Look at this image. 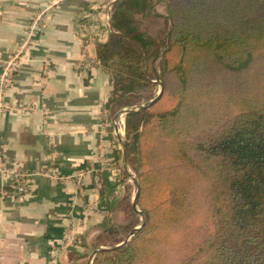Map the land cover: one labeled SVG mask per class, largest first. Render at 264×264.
<instances>
[{
  "label": "trees",
  "instance_id": "trees-1",
  "mask_svg": "<svg viewBox=\"0 0 264 264\" xmlns=\"http://www.w3.org/2000/svg\"><path fill=\"white\" fill-rule=\"evenodd\" d=\"M160 4L118 0L96 46L143 220L128 207L92 264H264V0Z\"/></svg>",
  "mask_w": 264,
  "mask_h": 264
},
{
  "label": "crops",
  "instance_id": "crops-1",
  "mask_svg": "<svg viewBox=\"0 0 264 264\" xmlns=\"http://www.w3.org/2000/svg\"><path fill=\"white\" fill-rule=\"evenodd\" d=\"M56 1L0 0V77L16 59L0 102V150L4 166L22 169L31 183L18 200L3 195L8 178L0 175V264H92L108 246H98L108 227L128 223V207L142 220L124 153L125 119L106 116L112 80L85 64V55L97 60L99 42L86 51L80 30L89 11L118 0ZM48 7L31 36L35 16ZM104 19L101 42L111 31Z\"/></svg>",
  "mask_w": 264,
  "mask_h": 264
},
{
  "label": "built area",
  "instance_id": "built-area-1",
  "mask_svg": "<svg viewBox=\"0 0 264 264\" xmlns=\"http://www.w3.org/2000/svg\"><path fill=\"white\" fill-rule=\"evenodd\" d=\"M63 0H57L56 4L59 2H62ZM52 7L44 8L39 12L33 21L32 27H31V36H34L38 31L39 28L42 25V21L44 19V16L51 10ZM101 8L97 10L96 12L89 11L85 17L82 23L80 24V30H81V36L85 39L84 43V49L87 51L88 44L90 42H101L104 39L105 30L102 27V17L98 16L99 13H101ZM107 16V20L111 17V7L106 8L104 10ZM104 30V31H103ZM31 38V37H30ZM29 38V40H31ZM29 43V41H28ZM27 47V45H25ZM21 53V52H20ZM87 53V52H86ZM15 58L11 60L5 67L1 77H0V102L2 101V96L4 92L6 91L11 76L14 72L15 67ZM85 64L87 66L89 65H98L100 66V63L98 60L95 59H89L85 55ZM127 109L123 110L120 113V118L123 119V116H125ZM118 124V123H117ZM122 124V123H121ZM1 145V141H0ZM0 175H4L8 178V187L6 190L3 191L4 196H13L17 198L18 200L24 199L27 195L30 194L31 191V183L28 180V175L20 168L18 167H12L7 168L3 164V157L0 150Z\"/></svg>",
  "mask_w": 264,
  "mask_h": 264
},
{
  "label": "rangeland",
  "instance_id": "rangeland-1",
  "mask_svg": "<svg viewBox=\"0 0 264 264\" xmlns=\"http://www.w3.org/2000/svg\"><path fill=\"white\" fill-rule=\"evenodd\" d=\"M160 1L161 0H155V3H158V5H156V7H155V9H154V11H155V13L156 14H158V15H160V16H165V15H167V8L165 7V5L164 4H160ZM110 8V7H112V5H110V4H105L102 8H101V10H102V12L101 13H99L98 14V16H102V18H105L104 19V21L106 22L107 21V16H106V13L104 12V10L106 9V8ZM140 21H142V19L140 18L139 19ZM109 21V23H110V19L108 20ZM156 22H158V25H157V27H154V30H153V32H156V31H158L159 30V28L162 26V20H157ZM143 23H146V21H143ZM157 24V23H156ZM110 28H111V24H110ZM105 31L108 29V26L107 27H105V28H103ZM103 30V31H104ZM112 30V29H111ZM108 33V32H107ZM107 36H108V34H107ZM158 61H153L152 62V67L153 68H155L156 69V73H155V77H154V75L152 76V75H150L154 80V82H156V83H159V80H155V78L158 76V73H159V69H158ZM161 89V88H160ZM159 92H160V90H158V92H157V95L159 94ZM120 114V113H119ZM117 117V116H116ZM116 117H114V118H116ZM119 117V116H118ZM118 120H119V118H118ZM117 120V122L119 123L120 122V120L118 121ZM120 128V127H119ZM126 162H127V167H128V170H129V172H130V184H133L132 186H133V190L135 191V190H137V187H136V182H137V176H136V173L134 172V170L130 167V164L128 163V161H127V158H126ZM124 179H126V177H123ZM119 180H122V178L121 179H119ZM133 182V183H132ZM123 189H125V191H126V187H125V185L123 184ZM137 210H139V208L137 209ZM140 218L143 220V218H142V216L140 215ZM139 226H141V225H139ZM139 226H137V227H139ZM126 240H129V238H127Z\"/></svg>",
  "mask_w": 264,
  "mask_h": 264
},
{
  "label": "water",
  "instance_id": "water-1",
  "mask_svg": "<svg viewBox=\"0 0 264 264\" xmlns=\"http://www.w3.org/2000/svg\"><path fill=\"white\" fill-rule=\"evenodd\" d=\"M160 87H161V89H160V92H159L157 98H155L153 101H151L148 105H146V106H142V107H141L142 109H146V108L151 107L154 103H156V102L161 98L162 93H163V86L160 85ZM127 111H128V110H126L125 112H127ZM124 153H125V150H124ZM136 187H137V194H136V198H135V201H134V206H135V208L138 207V206H137V203H138V198H139V194H140V189H139V186H138V183H137V182H136ZM137 211H138V213H141L140 210H137ZM144 226H145V222H143V223L141 224V226H139L134 232H132V234H131L130 237H132L136 232H138L139 230H141ZM130 237H129V239H130ZM126 241H128V240H126ZM121 245H123V244H121ZM121 245H119V246H121ZM119 246H118V247H119ZM99 251H100V250H99ZM99 251H97L96 254H97Z\"/></svg>",
  "mask_w": 264,
  "mask_h": 264
}]
</instances>
